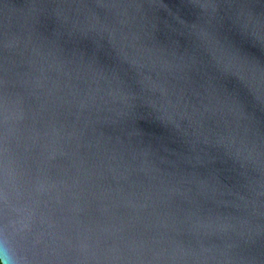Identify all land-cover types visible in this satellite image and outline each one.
Segmentation results:
<instances>
[{
	"label": "water",
	"instance_id": "1",
	"mask_svg": "<svg viewBox=\"0 0 264 264\" xmlns=\"http://www.w3.org/2000/svg\"><path fill=\"white\" fill-rule=\"evenodd\" d=\"M0 246L264 264V0H0Z\"/></svg>",
	"mask_w": 264,
	"mask_h": 264
},
{
	"label": "clouds",
	"instance_id": "2",
	"mask_svg": "<svg viewBox=\"0 0 264 264\" xmlns=\"http://www.w3.org/2000/svg\"><path fill=\"white\" fill-rule=\"evenodd\" d=\"M0 260L3 261V264H14L12 257L8 254L7 249L3 246H0Z\"/></svg>",
	"mask_w": 264,
	"mask_h": 264
}]
</instances>
